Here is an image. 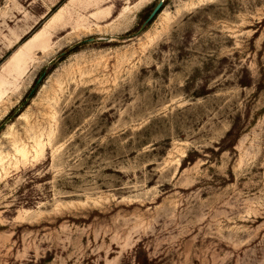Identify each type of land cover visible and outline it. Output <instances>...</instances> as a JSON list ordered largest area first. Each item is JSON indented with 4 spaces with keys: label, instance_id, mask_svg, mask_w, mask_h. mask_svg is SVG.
I'll return each mask as SVG.
<instances>
[{
    "label": "rangeland",
    "instance_id": "1",
    "mask_svg": "<svg viewBox=\"0 0 264 264\" xmlns=\"http://www.w3.org/2000/svg\"><path fill=\"white\" fill-rule=\"evenodd\" d=\"M159 1L0 0V264H264V0Z\"/></svg>",
    "mask_w": 264,
    "mask_h": 264
},
{
    "label": "bare ground",
    "instance_id": "2",
    "mask_svg": "<svg viewBox=\"0 0 264 264\" xmlns=\"http://www.w3.org/2000/svg\"><path fill=\"white\" fill-rule=\"evenodd\" d=\"M43 44L35 45L34 39L26 42L8 62L0 70V103H3L2 98L9 93L14 84L23 77L28 70L30 54L36 47H43ZM8 98V97H7ZM4 104V103H3ZM6 105V104H5ZM2 107V106H1ZM22 152V151H21ZM24 155V153H23Z\"/></svg>",
    "mask_w": 264,
    "mask_h": 264
},
{
    "label": "trees",
    "instance_id": "3",
    "mask_svg": "<svg viewBox=\"0 0 264 264\" xmlns=\"http://www.w3.org/2000/svg\"><path fill=\"white\" fill-rule=\"evenodd\" d=\"M58 7H59V5L56 6L55 9H57ZM55 9H54V10H55ZM147 17H148V16H147ZM147 17H146V18H147ZM151 22H152V21H151ZM151 22H150V23H151ZM150 23H149V24H150ZM23 41H25V38L22 39V42H23ZM77 49H78V47H74V48H70V49L64 50V51L61 53L60 59H63V58H65L66 56H68L69 54H71V53H73V52H76ZM51 70H52V69L50 68V71H51ZM47 73H49V72H47ZM36 90H37V88L34 89V90H30L29 93L26 95V98L31 99V98L35 95ZM23 101H24V100H23ZM23 101H22V102H23ZM15 111H16V110L13 109V110L8 114L7 118H10L11 116H17L18 113L14 115ZM7 118H6V119H7ZM6 119H5V120H6Z\"/></svg>",
    "mask_w": 264,
    "mask_h": 264
},
{
    "label": "water",
    "instance_id": "4",
    "mask_svg": "<svg viewBox=\"0 0 264 264\" xmlns=\"http://www.w3.org/2000/svg\"><path fill=\"white\" fill-rule=\"evenodd\" d=\"M164 4V0H160L155 6L154 8L151 10V12L149 13L148 17L146 18L144 24L142 27L146 26L147 24H149L161 11L162 7Z\"/></svg>",
    "mask_w": 264,
    "mask_h": 264
}]
</instances>
